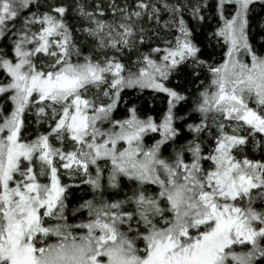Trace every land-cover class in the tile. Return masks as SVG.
<instances>
[{
    "label": "snow or ice",
    "instance_id": "snow-or-ice-1",
    "mask_svg": "<svg viewBox=\"0 0 264 264\" xmlns=\"http://www.w3.org/2000/svg\"><path fill=\"white\" fill-rule=\"evenodd\" d=\"M257 6L0 0V264H264ZM208 8L219 61L200 58L184 18L207 23ZM161 11L179 33L163 48L146 27ZM182 67L196 92L181 115L190 97L168 81ZM145 91L167 97L160 119L125 99ZM65 176L92 198L70 207Z\"/></svg>",
    "mask_w": 264,
    "mask_h": 264
},
{
    "label": "trees",
    "instance_id": "trees-1",
    "mask_svg": "<svg viewBox=\"0 0 264 264\" xmlns=\"http://www.w3.org/2000/svg\"><path fill=\"white\" fill-rule=\"evenodd\" d=\"M131 2V0H130ZM155 2V0H153ZM168 3H176L177 0H167ZM197 0H180V3L186 4H195ZM203 3L214 4L215 0H201ZM203 14L208 17V22L203 24H197L195 20L192 19L191 12H185V20L189 24V26L193 29V38L196 44L200 47V58L204 60H208L209 62L215 60L219 61L225 51V48L222 44H217L216 40L212 38L211 33L217 27V24L220 22L218 18V14L212 8L205 9ZM253 17V32L251 35V40L254 44L259 45L261 43V34L264 33V29L259 28V20L264 17V9L257 6L255 7L254 12L252 13ZM170 19L169 14L167 12L161 11V20L160 24L157 26L155 23L146 24V27L155 31L159 30L160 35L153 36L152 46L153 47H165L163 39L161 37H167L169 39L175 38L176 35H179L177 31L174 29L171 31H167L164 29L165 21ZM168 85L170 87L176 88L182 94L188 95L190 97L187 103L182 102L178 106V113L184 114L191 107V98L194 96L196 92L195 86L191 81V68L190 67H182L179 74L175 75L172 79L168 81ZM191 89V91H187ZM126 100L135 101L137 107L141 108L142 111L146 114H150L154 116L156 119H160L162 114L167 109V97L160 93H151L145 91L142 95H138L136 92H131L125 96ZM124 114V105H121L116 115L118 117H122ZM191 122V121H190ZM179 124H182V121H178ZM189 134L186 131V128H182V136L181 142H183V138L188 136ZM257 155V154H253ZM63 171V169H61ZM63 182L74 184L78 186H74L69 189L71 195L69 196V204L71 206H76L79 202H82L83 199H91L92 193L91 189L88 185L81 183L80 179L75 181L68 180L65 176L63 177Z\"/></svg>",
    "mask_w": 264,
    "mask_h": 264
}]
</instances>
